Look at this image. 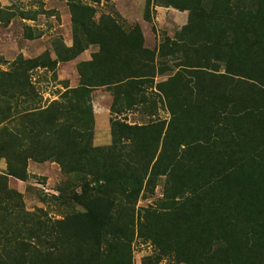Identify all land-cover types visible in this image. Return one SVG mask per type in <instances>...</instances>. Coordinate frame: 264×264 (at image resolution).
I'll return each instance as SVG.
<instances>
[{"label": "trees", "instance_id": "1", "mask_svg": "<svg viewBox=\"0 0 264 264\" xmlns=\"http://www.w3.org/2000/svg\"><path fill=\"white\" fill-rule=\"evenodd\" d=\"M67 1L72 45L56 41L57 57L98 50L61 100L0 128V264H134L135 239L154 249L139 264H264V0H155L189 13L154 47L137 24L95 18L101 0ZM28 69L8 73L26 105ZM105 85L111 141L100 146L91 95ZM29 159L56 162L80 191L51 198L79 208L27 210L6 178L27 179Z\"/></svg>", "mask_w": 264, "mask_h": 264}, {"label": "rangeland", "instance_id": "2", "mask_svg": "<svg viewBox=\"0 0 264 264\" xmlns=\"http://www.w3.org/2000/svg\"><path fill=\"white\" fill-rule=\"evenodd\" d=\"M93 6L96 10L95 18L106 13L115 17L126 28L139 25L148 47L158 45L165 35L173 37L187 22L189 13L188 10L172 6L156 5L155 0H101ZM56 41L64 47L72 45V23L67 0H0V128L9 119H13L12 126L17 125L26 106L43 108L53 100H61L63 92L78 85L80 63L91 60L98 50L96 45H89L75 57L64 60L57 57ZM17 66L29 67V82L34 94L33 100L27 102V105L24 100L28 98L22 95L18 80L8 75ZM112 91L111 85L92 88L95 145H107L111 141ZM9 96L13 97L8 98ZM158 114L160 117H168L162 109ZM121 116L126 117L128 122L140 119V115L136 113ZM26 170L27 179L7 175L6 182L10 189L21 195L27 210L43 208L50 216L59 218L73 207L79 208L71 199L62 203L51 198L52 194L61 196L58 191L60 188L64 189L62 196L65 197H69L74 191H80L78 187H72L68 183L56 162H36L29 159ZM0 174H6V160L2 156ZM161 190L162 182L156 186L151 197L139 200L138 205L155 201L161 196ZM41 197H45L48 202L41 201ZM153 252L149 243L134 240V264H139L143 256ZM159 264L183 263L163 259Z\"/></svg>", "mask_w": 264, "mask_h": 264}]
</instances>
